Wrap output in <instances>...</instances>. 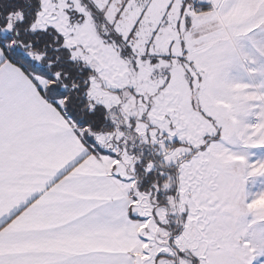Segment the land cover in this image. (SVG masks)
<instances>
[{"label": "snow or ice", "instance_id": "snow-or-ice-1", "mask_svg": "<svg viewBox=\"0 0 264 264\" xmlns=\"http://www.w3.org/2000/svg\"><path fill=\"white\" fill-rule=\"evenodd\" d=\"M0 264H264V0H0Z\"/></svg>", "mask_w": 264, "mask_h": 264}]
</instances>
